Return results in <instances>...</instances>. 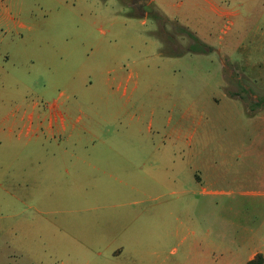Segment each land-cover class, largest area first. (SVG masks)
Returning a JSON list of instances; mask_svg holds the SVG:
<instances>
[{
	"label": "rangeland",
	"instance_id": "1",
	"mask_svg": "<svg viewBox=\"0 0 264 264\" xmlns=\"http://www.w3.org/2000/svg\"><path fill=\"white\" fill-rule=\"evenodd\" d=\"M149 1L0 0V264H180L189 253L149 209H183L200 157L219 158L228 128L244 126L227 91L264 96V0ZM6 6L23 27L3 24ZM180 27L208 52L188 50ZM52 103L65 128L28 130L22 113ZM203 129L215 132L204 150ZM192 217L211 238L229 234L217 231L229 209Z\"/></svg>",
	"mask_w": 264,
	"mask_h": 264
},
{
	"label": "crops",
	"instance_id": "2",
	"mask_svg": "<svg viewBox=\"0 0 264 264\" xmlns=\"http://www.w3.org/2000/svg\"><path fill=\"white\" fill-rule=\"evenodd\" d=\"M149 2L154 3V0ZM19 14L20 11L13 14L6 6L1 15L3 24L23 27ZM123 95H126V90ZM223 98L232 104V111L243 116L240 121L244 126L228 128L227 141L216 149L219 158L200 157V168L195 174L198 190L183 192V209H173L167 202L159 203V209H149L150 219L155 225L159 223L162 226L166 240L174 237L179 245L187 244L189 253L181 256L180 264H247L258 255L264 264V111L262 114L245 115L241 107L239 110L236 108L235 104L240 101L237 97L225 94ZM55 107V103L47 105L42 114L23 112L21 119L27 121L28 130L34 124L37 129L44 126L64 129L66 115L56 111ZM9 116L15 115L11 112L6 118ZM214 134V131L202 130L203 150L211 142L209 136ZM220 184L226 185L227 189L213 188ZM193 209L201 213L205 209H229L227 224L217 222V231L221 227L229 228V234L211 238L212 225L206 226L199 218H189ZM150 254L157 259L161 251L152 249Z\"/></svg>",
	"mask_w": 264,
	"mask_h": 264
},
{
	"label": "trees",
	"instance_id": "3",
	"mask_svg": "<svg viewBox=\"0 0 264 264\" xmlns=\"http://www.w3.org/2000/svg\"><path fill=\"white\" fill-rule=\"evenodd\" d=\"M180 31H181V33H183V35L187 36L192 41L193 46H191V48L188 50H190L192 52H208L206 50V46L203 43H201L198 40V38L194 34H192L188 29H186L184 27H180ZM235 86L239 87V86H241V84L236 83ZM244 93H246V91ZM226 95H228L230 97H237V98L243 99L241 97L240 92L239 93H232V92L227 91ZM245 96H246V98L243 99V101L247 100L249 102L247 105L248 107H246L248 115L254 114V112L257 111L256 110L257 108H261L262 110L264 109V96H260L259 98L256 99V101L249 100L247 94ZM262 262H263L262 257L260 255H258L254 258V260L248 262L247 264H262Z\"/></svg>",
	"mask_w": 264,
	"mask_h": 264
},
{
	"label": "water",
	"instance_id": "4",
	"mask_svg": "<svg viewBox=\"0 0 264 264\" xmlns=\"http://www.w3.org/2000/svg\"><path fill=\"white\" fill-rule=\"evenodd\" d=\"M144 2H148V0H144Z\"/></svg>",
	"mask_w": 264,
	"mask_h": 264
}]
</instances>
